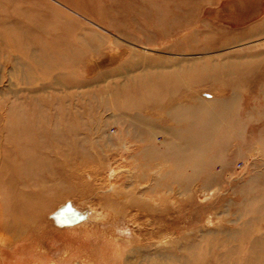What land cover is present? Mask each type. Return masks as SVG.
<instances>
[{"label":"rangeland","instance_id":"374dc122","mask_svg":"<svg viewBox=\"0 0 264 264\" xmlns=\"http://www.w3.org/2000/svg\"><path fill=\"white\" fill-rule=\"evenodd\" d=\"M222 99L242 123L224 159L207 139L177 157L203 118L174 113ZM262 138L264 0H0V206L36 210L0 230V264H168L192 243L220 264L205 249L264 234L237 186L263 175Z\"/></svg>","mask_w":264,"mask_h":264},{"label":"bare ground","instance_id":"6f19581e","mask_svg":"<svg viewBox=\"0 0 264 264\" xmlns=\"http://www.w3.org/2000/svg\"><path fill=\"white\" fill-rule=\"evenodd\" d=\"M92 23L97 27H101L98 23L94 21H92ZM17 116L18 115H15V119L13 121L18 122V126L16 125L15 127L8 129L10 133H19V136L22 131L23 137H21L20 140L22 142L21 146L24 147L26 145V134L29 131H33V127H30L26 120L21 121V118L20 120H18ZM173 117L174 120H177L181 117H185L190 120L189 122L192 125L194 123L192 121L196 118H203V124H199L196 127V131H199L198 133H201L200 135H198V137L196 136L197 141L193 142V140L191 139L192 137H194V134H191L193 133L194 127L190 126L186 127L184 130L189 133V135H186V141L184 143L186 146L177 145L176 143L174 144L175 146H172L177 157L180 156L181 153H187L190 148L196 149L199 154L201 148L199 146L200 144L198 145V143H201L203 139H207L209 141L207 144L213 146L215 150H219L215 152V154H213L209 159L210 164H214L215 161H222L225 157L224 153L226 152L228 144L216 143L215 137L217 136V134L229 131V133L232 132L233 134L240 136V133L242 132V123L240 116L230 106L228 99H222L221 102L218 104L216 103L211 105H190L186 108L180 109L179 112H175ZM189 140H192L193 143L189 142ZM260 143H262V145L264 146V138L261 139ZM232 154H234V152H232ZM195 161L198 166L196 167L197 171L208 169L209 162H202L199 159ZM28 163V159L24 160L23 166H29ZM202 165H204V167ZM222 166H224V164H222ZM209 174L213 179L216 178L215 174ZM237 186L240 193H243L245 196L242 200L239 201V206L243 205L247 210H244L242 214L249 216H245L247 218L245 219L242 228L250 231L259 230L261 228L259 220H264V172L263 175H261V173L254 175V177L248 182H246V184L239 183ZM1 200L2 204L0 206V230H7L10 227L15 228L16 225L18 226V224L20 223L24 225H28L29 223H31L33 213H36L34 200L31 197H22L19 191H14L12 192V195H8V197L2 195ZM67 206L68 205H66V207L64 208H67ZM239 210L241 212L242 208L240 207ZM207 241L217 243L216 241L210 239H207ZM224 242H226L225 239ZM197 244L199 243H192L184 246L183 250L186 251L185 254H175L173 252L170 253L167 257L165 256V260H170V263L168 264H199L200 261L192 260V258H194V256L196 255V249L200 247ZM206 257H213L212 260H219L220 264H264V234L263 236L252 240L250 246L247 247L225 246L223 243H220L216 248H207L205 249V258Z\"/></svg>","mask_w":264,"mask_h":264}]
</instances>
